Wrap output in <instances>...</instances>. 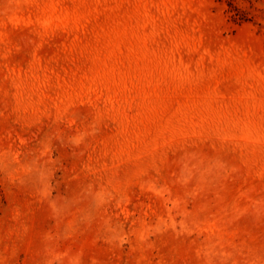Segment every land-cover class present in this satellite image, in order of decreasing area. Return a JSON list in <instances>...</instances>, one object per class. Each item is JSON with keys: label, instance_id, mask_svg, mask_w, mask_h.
<instances>
[{"label": "rangeland", "instance_id": "1", "mask_svg": "<svg viewBox=\"0 0 264 264\" xmlns=\"http://www.w3.org/2000/svg\"><path fill=\"white\" fill-rule=\"evenodd\" d=\"M0 264H264V0H0Z\"/></svg>", "mask_w": 264, "mask_h": 264}]
</instances>
